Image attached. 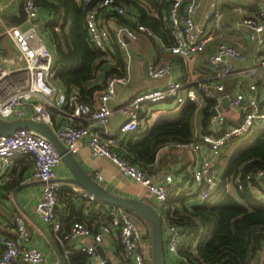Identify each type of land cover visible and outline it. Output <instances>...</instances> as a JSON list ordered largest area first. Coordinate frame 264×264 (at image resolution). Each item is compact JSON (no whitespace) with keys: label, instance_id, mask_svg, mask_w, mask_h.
Returning a JSON list of instances; mask_svg holds the SVG:
<instances>
[{"label":"built area","instance_id":"built-area-1","mask_svg":"<svg viewBox=\"0 0 264 264\" xmlns=\"http://www.w3.org/2000/svg\"><path fill=\"white\" fill-rule=\"evenodd\" d=\"M82 2L84 5L90 4V0ZM168 2L166 19L172 38L168 50L186 62L191 56L201 53L210 40V36L192 18V14L200 6V1L192 0L185 3V0H168ZM23 8L28 25L25 28L10 26L4 30V34L14 47L15 55L0 56V119L43 123L53 130L56 138L73 155L78 152L80 144L86 142L92 156L109 159L122 175L140 184L146 193L154 198L156 206L162 208L171 190L172 177L166 174L161 183L153 182L142 167L130 161L123 142L111 135L107 128L112 115L109 101L115 94V85H126L128 78L125 76L108 78L102 93L93 104L77 101L73 92L67 95L64 89L53 83V54L38 28L37 18L40 11L35 0H24ZM115 15L123 16L135 23V30L128 32L131 39L136 37V31L152 35L148 27L136 22L134 12L126 5L116 0L93 2L85 12V27L92 45L108 58L109 52H112L108 45L110 33L101 19L103 16ZM204 17L213 22L220 21L222 13L215 1L209 3ZM238 25L246 32L250 41L260 42L264 34V9L258 10L254 17L241 18ZM244 59L245 56L239 48L219 42L208 56V64L215 78L219 80L235 72L246 80L261 79L264 74V55L252 66L237 69L233 61ZM168 72L167 65L147 68V74L152 79L163 78ZM182 87L181 83L175 81L164 88L137 93L120 109L125 119L120 123L118 133L125 135L137 129L144 104H155L168 99L174 100L176 105H181L186 100L201 104L206 98L212 99L215 114L210 116L206 132L191 140L166 144L163 147L190 150L193 153L201 152L202 148H205L200 165L192 172V181L198 188L200 201L208 200L211 195L218 196L222 191L228 192L230 187L241 190L243 180L262 184L264 166L246 172L243 174V180L240 174L233 180L226 176L219 179L216 174L222 147L230 140L248 135L255 128H264V111L259 107L255 84L248 82L246 89L237 92L230 100L231 106L239 109L241 117L237 124L226 129H221L223 120L219 111L221 98L213 96L212 85L197 81L194 87L185 90L184 95L180 93ZM215 88L221 89V85L218 84ZM48 108L63 113V120L58 126L54 125ZM76 121L79 122L77 126L74 125ZM23 154L32 156V177L41 182L40 199L35 205L34 212L50 228L64 257L74 252H82L87 256L85 264H108L104 258L98 256L96 244L114 229L122 250L120 262L145 264L140 228L131 214L123 209L106 206L108 215L106 224L89 226L86 222L76 220L67 229L62 226L58 213L68 208L69 198H78L89 205L99 202L93 195L76 186H72L64 194L60 193V187L55 182L60 156L50 140L31 129L24 128L15 130L9 136L0 135V172L10 164L12 158ZM249 162L250 160L246 163ZM251 191L254 194L260 192L255 186L251 187ZM83 213L87 215L89 208H84ZM161 219L165 255L169 259H176L175 264H193L178 254L181 244L179 229L167 223L163 216ZM86 239H90L91 242L87 243ZM29 240L30 235L24 219L16 214L13 216V235L0 238L2 246L0 264H41L43 254L35 247H27ZM200 264L219 263L201 261Z\"/></svg>","mask_w":264,"mask_h":264},{"label":"crops","instance_id":"crops-1","mask_svg":"<svg viewBox=\"0 0 264 264\" xmlns=\"http://www.w3.org/2000/svg\"><path fill=\"white\" fill-rule=\"evenodd\" d=\"M21 1L23 0H0V56L12 57L15 55L14 47L10 39L4 34V30L10 26L17 25L21 28H25L28 25L26 20L20 24L16 23L19 3ZM190 1L192 0H185V3H189ZM199 1L200 6L194 11L192 18L194 22L202 27L210 36V40L201 53L191 56L186 62H183L181 58L169 52L168 47L172 43L171 33L165 32L164 36H158L152 32V35L149 36L142 31H136V37L131 39L128 32L130 30H135V25L121 22L114 16L102 17V24L109 29L110 34L112 33L115 43L122 54L125 63L124 75L122 76L128 78L126 85H115V94L109 101L112 115L107 128L109 133L116 136L120 142L125 138L124 135L118 133L119 125L125 119V116L120 110L121 107L133 96L143 90L164 88L169 83L175 81L183 85L180 90L181 95H184L187 88L194 87L197 81L212 85L213 96L221 98L219 107V111L223 116L221 129L229 128L238 123L241 113L238 108L231 106L230 100L237 92L244 91L247 83L250 81L256 86L258 104L260 109L264 111V74H262L261 79L246 80L243 79L238 72H235L219 80L215 78L208 64V56L214 51L216 44L219 42L231 44L243 52L245 56L243 61H233L237 69L252 66L258 58L264 55V34L260 42L250 41L246 32L238 25L241 18L254 17L258 10L264 9V0ZM211 1L217 3L222 13V18L219 22H213L204 17ZM150 13L158 17L156 11H150ZM160 13L161 19L164 21L166 19L167 10L161 9ZM39 16L37 18L38 26L41 24V22L38 21ZM149 41L151 42V46L147 43ZM48 43L49 45H46L53 54V46L51 42ZM108 45L111 50H113L110 41H108ZM161 65L168 66V74L160 79L150 78L147 74V68L149 66L158 67ZM53 83L63 89V86L54 78ZM218 84L221 85V89L215 88ZM197 92L199 93L198 90ZM223 100H225V104ZM181 105H176L172 99L155 104H144L139 117L138 126L144 128L146 124L150 123L156 116L162 113H171ZM196 105L197 110L193 117V138L204 133L201 130L200 124L201 109L204 102L201 104L197 103ZM49 109L51 111H49ZM48 112L54 125L58 126L63 120V113L54 108H48ZM77 124H79V122H77ZM260 129L264 128H255L248 135L239 139L230 140L222 147L216 169V174L219 179L225 177L224 172L227 161L236 147L246 141L254 131ZM204 153V147L201 152L198 153L174 147H163L157 151L153 163L148 165L149 169L145 171L146 173L148 172V176H150L155 183H161L164 176L169 174L172 177V195L179 194L182 190H186L182 198L185 203L200 202L198 188L192 180L188 178L191 177L193 170L200 165ZM74 157L93 179L97 180L109 191L126 197L146 200L148 203L154 205L160 212V208L156 206L154 198L147 194L140 184L122 175L109 159L92 156L86 142L83 141L80 144L79 150L74 154ZM32 172L33 158L28 154L15 156L12 158L10 164L0 172V238L11 237L13 235V216L19 214L23 217L30 235V240L26 246L35 247L42 252L44 259L41 264H57L58 259L55 250L48 241L47 236L34 222L36 221L40 224L60 252L59 246L54 240L50 228L44 224L34 212L35 205L40 199L41 182L32 177ZM96 174H98V176H96ZM69 177H71L69 171L60 160L56 168L55 182L58 183L61 194L66 193L72 186H76L67 182L57 181ZM18 186H23L15 194L20 207L13 198V190ZM260 190V196L264 198V183L260 184ZM227 193L233 197L236 196V191L232 187H230ZM68 203V205H70L69 209L63 211L66 215L81 214L82 217L85 218L87 215L83 213L84 208L88 207L89 212L90 210L93 211L92 219L89 222L87 221V223L90 224H88L89 226H97L108 222V220L105 221L104 218V211L106 210L107 212L106 206L102 207L99 203L89 205L87 202L79 200L78 198H69ZM177 204L179 206V203ZM131 216L140 228L142 234L141 249L145 256V264H150L151 237L149 238L146 235L148 232L147 224L144 220L143 222L140 218H136L135 215L131 214ZM85 241H87V243L91 242L90 239H86ZM96 246L101 247L104 259L108 264H122L119 259L122 250L116 230L111 229V233L100 243L96 244ZM1 249L2 246L0 243V251ZM97 254L101 258L98 252ZM175 261L176 259L165 257V264H175ZM256 264H264V249L259 253Z\"/></svg>","mask_w":264,"mask_h":264},{"label":"trees","instance_id":"trees-1","mask_svg":"<svg viewBox=\"0 0 264 264\" xmlns=\"http://www.w3.org/2000/svg\"><path fill=\"white\" fill-rule=\"evenodd\" d=\"M95 1L97 0H90V4ZM116 1L131 8L138 24L148 27L158 36H164L165 32L170 34L168 21H162L160 13L161 9L167 10L168 0ZM35 4L40 11L38 21L42 24L41 31L47 34L53 46V78L63 86L67 95L73 92L77 101L93 104L102 93L108 78L124 75L125 63L114 36L110 34L113 50L109 52L108 58L89 40L85 12L90 4L84 5L82 0H35ZM150 11H156L158 17L153 16ZM115 18L135 25L123 16L115 15ZM213 104L212 99L204 100L200 119L202 132L207 131ZM196 110V103L186 100L173 112L162 113L144 128L138 126L133 132L125 134L122 145L130 161L147 171L148 165L153 163L161 147L191 140ZM74 125H78L77 121ZM248 160L250 162L246 163ZM263 166L264 129H260L254 131L232 152L224 175L233 180L240 174L243 180V174ZM188 179L192 180V174ZM242 182L243 187L235 190V197L222 191L218 196L211 195L208 200L200 202L185 203L182 198L186 190L174 195L169 191L160 213L167 223L176 226L180 231L179 255L193 264H200L201 261L256 264L259 253L264 249V198L259 194V184L253 181ZM253 186L259 189L258 194L251 191ZM101 206L105 207L103 204ZM67 207L69 209L70 205ZM104 213L107 221L106 210ZM65 215L63 211L58 214L62 226L67 229L76 220L89 222L93 211L90 210L85 218L81 214ZM147 227L150 234L148 224ZM163 244L165 250L164 239ZM60 253L62 264L86 262L87 256L82 252H74L67 257L63 256L61 249Z\"/></svg>","mask_w":264,"mask_h":264},{"label":"water","instance_id":"water-1","mask_svg":"<svg viewBox=\"0 0 264 264\" xmlns=\"http://www.w3.org/2000/svg\"><path fill=\"white\" fill-rule=\"evenodd\" d=\"M23 1L19 3V10L16 17V23L20 24L26 20V14L23 8ZM225 104V100H223ZM210 114H215L214 109L210 110ZM31 129L34 132L46 137L52 142L56 151L60 156L61 162L65 165L69 171L71 177L66 179H59L57 181L67 182L80 187L82 190L93 195L97 202L109 207H117L125 210L126 212L142 218L148 225L150 229L151 237V263L150 264H165V250L163 244V234H162V214L150 203L132 197L122 196L113 193L102 186L97 180L93 179L77 162L73 154L67 151L62 142H60L52 129L39 122L32 120H16V121H4L0 119V135L9 136L12 132L18 129ZM23 186H18L13 190V198L16 204L19 206L16 199V192ZM20 207V206H19ZM35 224L42 230V232L47 236L48 241L56 252L58 262L57 264H62V255L56 248V245L52 239L48 236L46 231L42 229L39 223L34 221ZM97 252L104 258L103 252L100 246H96Z\"/></svg>","mask_w":264,"mask_h":264},{"label":"rangeland","instance_id":"rangeland-1","mask_svg":"<svg viewBox=\"0 0 264 264\" xmlns=\"http://www.w3.org/2000/svg\"><path fill=\"white\" fill-rule=\"evenodd\" d=\"M38 28L40 29V32H41L42 38L44 39L45 43L49 45L48 42H50V41H49V39H48L47 34L41 31L42 24H39ZM147 43H148L149 45L151 44L150 41L147 42ZM150 46H151V45H150ZM49 50H50V49H49ZM154 114H155V113H154ZM198 115H199V114H198ZM135 217H136V218H139V217H137V216H135ZM140 220L143 221L142 218H140ZM143 222H144V221H143ZM146 235L150 238V234H149V232H147Z\"/></svg>","mask_w":264,"mask_h":264}]
</instances>
